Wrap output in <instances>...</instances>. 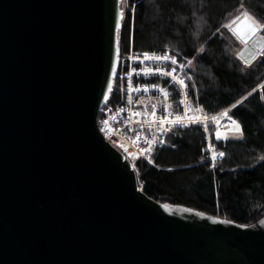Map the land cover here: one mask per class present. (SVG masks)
I'll return each mask as SVG.
<instances>
[{"label":"water","instance_id":"obj_1","mask_svg":"<svg viewBox=\"0 0 264 264\" xmlns=\"http://www.w3.org/2000/svg\"><path fill=\"white\" fill-rule=\"evenodd\" d=\"M123 3L0 0V264H264V218L149 198L101 133ZM234 35L251 64L264 40Z\"/></svg>","mask_w":264,"mask_h":264},{"label":"trees","instance_id":"obj_2","mask_svg":"<svg viewBox=\"0 0 264 264\" xmlns=\"http://www.w3.org/2000/svg\"><path fill=\"white\" fill-rule=\"evenodd\" d=\"M241 3L264 18V0H126L127 9L136 6L135 18L126 11L119 38L122 63L131 52H168L183 64L191 60L187 83L193 106L211 116L229 110L245 133L240 140H218L211 129L216 149L225 152L213 167L202 128L170 131L150 161L135 163L142 191L159 203L250 226L264 218V161L259 159L264 155V56L246 64L238 55L240 40L223 27L239 14ZM123 72L122 64L103 111L122 105Z\"/></svg>","mask_w":264,"mask_h":264},{"label":"built area","instance_id":"obj_3","mask_svg":"<svg viewBox=\"0 0 264 264\" xmlns=\"http://www.w3.org/2000/svg\"><path fill=\"white\" fill-rule=\"evenodd\" d=\"M149 54L164 55L165 53ZM129 55L140 56V59L131 58L129 64H124V72L121 76L124 92L123 103L111 111V115L105 123L104 119L101 120L99 126L104 137L135 165L139 160L150 161L153 154L166 144L165 137L170 131L186 128L183 125L196 126L202 128L206 134V150L213 164L212 155L219 151L212 141L211 129L216 133L217 130L222 131L233 126L223 115L224 112L211 116L203 110L200 111L191 102L189 87L184 89L178 81L173 82L172 78L168 76H161L157 73L146 74L148 69L162 68L170 71L175 66L177 67L176 75L179 78H186V82H188L190 77L188 64H185L184 69H180L178 65H172L170 60H149L145 59L143 54L134 52ZM153 84L158 87H151ZM145 85L149 87L145 89ZM160 88L166 89L169 95L165 97ZM186 108L192 110L186 111ZM227 111L230 115L229 110ZM177 115L184 117L182 124L170 122L175 120ZM161 116L168 117L169 122L162 123ZM212 117H216V119L213 120ZM204 125H207V130ZM161 128L164 130L160 131ZM154 140L155 143L151 144V151L146 152L150 142ZM222 158L217 155L215 164Z\"/></svg>","mask_w":264,"mask_h":264},{"label":"snow or ice","instance_id":"obj_4","mask_svg":"<svg viewBox=\"0 0 264 264\" xmlns=\"http://www.w3.org/2000/svg\"><path fill=\"white\" fill-rule=\"evenodd\" d=\"M121 2L123 3L124 0H121ZM208 2H210V0H208ZM135 5H130V12L133 14L132 15V19L134 20V12H135ZM125 17V11L124 9H121V11L119 12V18L116 22V39H115V51H116V60L117 62L119 61L120 58V38H119V31L120 29L123 27V23L122 21L124 20ZM237 22H240L241 24H244L247 26L248 31L247 32H241L240 30V26L239 24H237ZM233 25H236V27H233ZM223 27L228 28L229 30L233 31L234 34L238 35L245 43H247V40L252 36L257 34L260 31H264V18H257L254 14L250 13L249 11L245 10V5L243 3H241L239 5V14L236 15L233 19L230 20V22L227 25H223ZM217 31H219V29H217ZM199 52L204 53L205 49L203 47H201L199 49ZM143 57L145 59H149V60H158V61H171L172 65H178V67L180 69H184L185 68V64L183 63H179L177 60V56L176 55H171L168 52H165L164 55H150L148 52H144L143 53ZM132 59H140V56H133ZM187 59V58H185ZM192 61L188 60V64L191 65ZM245 63L247 64L248 61H245ZM153 73H157L161 76H168L172 78L173 82H177L182 85L184 87V89H187L189 87L188 83L186 82V78H179L176 73H177V67H172L171 70H167V69H162V68H156V69H148L146 74H153ZM113 76L116 75L115 70H113ZM145 89H147L149 86L145 85L144 86ZM151 87L156 88L158 87V85H151ZM260 87L264 88V85H261ZM109 90H111L112 85L109 84L108 85ZM160 91L163 93V95L165 97H167L169 95V92L164 89V88H160ZM253 92L256 91V89L254 88L252 90ZM249 95H251V93H249ZM245 99V98H242ZM261 99H264V97H261ZM181 103H183V101H181ZM241 101H237L235 104L231 105V108H236L238 104H240ZM186 111L192 110V109H185ZM203 109H200V111H202ZM154 115V113H153ZM224 116H226L228 118V121L234 126V131L236 133H238V136H234L232 137V139H243L244 138V127L242 125V123L238 120L235 119L233 116H230L228 114V111L225 110L223 113ZM183 119L184 117L182 115H177L175 120L170 121L172 124H182L183 123ZM213 120L216 119V117H212ZM161 122H169V118L166 116H161L160 117ZM199 123V121H197ZM217 123H219V121H217ZM184 127H187L188 125H183ZM205 130H207V125H204ZM164 129L161 128L160 131H163ZM223 138L224 140H228L229 137L227 136H223L221 135V132L219 130H217L216 132V139H221ZM155 143V140L150 142V146L149 149L145 150L147 151H151V144ZM211 146V145H209ZM172 147H175V145H172ZM217 155H219L220 157L225 156V152L224 151H219L218 153H213L212 155V161L213 164L212 166L215 167V161L217 158ZM259 159L261 161H264V155H261L259 157ZM152 163H154V161H151ZM165 207H167V205H165ZM187 211H192V209H188ZM201 215H204L203 213H201ZM213 219H215V217H213ZM229 223H231V221H227Z\"/></svg>","mask_w":264,"mask_h":264},{"label":"rangeland","instance_id":"obj_5","mask_svg":"<svg viewBox=\"0 0 264 264\" xmlns=\"http://www.w3.org/2000/svg\"><path fill=\"white\" fill-rule=\"evenodd\" d=\"M123 9H124V11H125V16H126V11H128L129 9H127V6H126V0L124 1V3H123ZM234 26V25H233ZM227 30L228 31H230L228 28H227ZM260 36H261V38L264 40V31H261V34H260ZM240 48V50L244 47V45L243 44H241L240 43V46H239ZM239 50V51H240ZM134 56H136V55H134ZM259 56H264V52H262ZM132 58V56L131 55H127V56H125L124 57V59H123V65L124 64H129V60ZM188 66L189 67H191L189 64H188ZM115 87V86H114ZM113 109H111V108H108V109H106L105 110V112H103V115H102V119H104V123H105V121L107 120V118L111 115V111H112ZM109 121H110V119H108ZM234 126H231L230 128H228V129H225V130H222V131H220L221 132V135H222V137L223 136H227V137H229V139H232V137H234V136H238L239 134L238 133H236L234 130ZM215 136H216V133H215ZM219 140H224L223 138H221V139H219Z\"/></svg>","mask_w":264,"mask_h":264}]
</instances>
